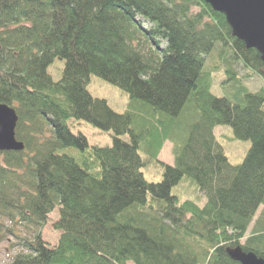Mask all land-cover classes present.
Returning a JSON list of instances; mask_svg holds the SVG:
<instances>
[{
	"label": "trees",
	"instance_id": "1",
	"mask_svg": "<svg viewBox=\"0 0 264 264\" xmlns=\"http://www.w3.org/2000/svg\"><path fill=\"white\" fill-rule=\"evenodd\" d=\"M215 49L232 97L213 95L202 70ZM236 64L264 82L261 54L204 0H0V103L24 145L0 150V235L26 251L9 264H243L236 249L264 259V86L248 90ZM92 74L125 91L128 109L93 97ZM70 121L111 144L89 146ZM216 125L250 141L241 163ZM166 141L173 164L157 162L162 179L149 182L143 156L156 162ZM184 177L204 205L171 193ZM56 207L49 246L37 230Z\"/></svg>",
	"mask_w": 264,
	"mask_h": 264
},
{
	"label": "rangeland",
	"instance_id": "2",
	"mask_svg": "<svg viewBox=\"0 0 264 264\" xmlns=\"http://www.w3.org/2000/svg\"><path fill=\"white\" fill-rule=\"evenodd\" d=\"M63 67L64 61L55 57L47 66V72L52 79L56 81L60 78ZM235 68L241 84L246 86L251 92H255L264 86V82L259 74H251L250 71L244 69L241 64H236ZM202 70L203 72L206 71L210 74L212 81L210 91L213 95L216 97H232L233 87L224 72V65L218 59L217 49L204 56V65ZM87 90L93 97L104 99L107 104L118 113H122L128 109L130 102L128 94L119 87L94 74L89 76ZM192 94L193 93H191L188 97L184 109L192 106ZM192 113L194 114V111ZM192 113H184V116L186 119L188 118L190 120ZM69 127L72 132L82 133L86 136L89 146H104L111 144V132L100 131L92 125L82 121H70ZM213 134L218 143L222 146L229 162L233 165L241 163L250 147V141L236 139L234 137L233 130L229 125H216L213 128ZM171 147L172 144L169 141H166L157 155L156 162L148 160L143 156L145 167L142 169V172L147 181L158 182L162 179L163 169L157 164V162L173 164ZM171 193L176 195L180 201L185 199L193 200L199 206H202L205 203L203 193L192 185L190 180L186 177H184L171 189ZM261 209L262 205L257 210L255 217L259 215ZM56 217H58L57 207L49 213L47 223L37 230L49 246L56 245L58 239L59 232L52 228V222L56 219ZM251 227L252 223L247 230L246 235L249 233ZM15 231L28 238L34 237V233L29 230H17L15 228ZM13 241L14 237L12 236L0 235V264H9L16 255L20 253L24 254L26 252L18 246H12ZM243 241L244 239L241 240V242Z\"/></svg>",
	"mask_w": 264,
	"mask_h": 264
},
{
	"label": "water",
	"instance_id": "3",
	"mask_svg": "<svg viewBox=\"0 0 264 264\" xmlns=\"http://www.w3.org/2000/svg\"><path fill=\"white\" fill-rule=\"evenodd\" d=\"M215 11L221 12L233 33L247 47L255 48L264 60V0H204ZM17 114L15 110L0 103V150L19 151L24 148L15 137ZM232 254L243 264H264V259L253 254H243L238 249Z\"/></svg>",
	"mask_w": 264,
	"mask_h": 264
}]
</instances>
